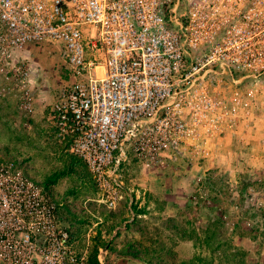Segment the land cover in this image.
Segmentation results:
<instances>
[{
  "label": "built area",
  "instance_id": "obj_1",
  "mask_svg": "<svg viewBox=\"0 0 264 264\" xmlns=\"http://www.w3.org/2000/svg\"><path fill=\"white\" fill-rule=\"evenodd\" d=\"M48 46L67 82L50 110L54 138L113 210L130 159L184 161L202 130L234 120L208 85L264 70V0H0V98L30 111L41 77L30 54ZM58 201L0 157V264H89Z\"/></svg>",
  "mask_w": 264,
  "mask_h": 264
},
{
  "label": "rangeland",
  "instance_id": "obj_2",
  "mask_svg": "<svg viewBox=\"0 0 264 264\" xmlns=\"http://www.w3.org/2000/svg\"><path fill=\"white\" fill-rule=\"evenodd\" d=\"M33 59L49 80L42 91L50 101L46 117L0 126L8 139L0 157L20 158L51 186L62 220L77 248L88 249V259L118 246L145 255L147 264H264V70L255 80L235 73L233 81L218 76L209 84L219 102L236 106L234 120L217 132L202 130L184 161L142 166L130 159L122 200L109 210L85 166L54 138L50 108L67 84L57 50L36 49ZM54 174L59 177L51 184ZM116 239L130 243L114 245Z\"/></svg>",
  "mask_w": 264,
  "mask_h": 264
},
{
  "label": "crops",
  "instance_id": "obj_3",
  "mask_svg": "<svg viewBox=\"0 0 264 264\" xmlns=\"http://www.w3.org/2000/svg\"><path fill=\"white\" fill-rule=\"evenodd\" d=\"M35 54H36V49L33 50V53L31 56L33 61H35L33 59ZM35 62L37 63V61H35ZM64 77L66 78V76H64ZM48 81L49 80H48L47 76H45L41 70V77L38 81V89L39 90L36 93L35 100H33L30 103V108H29L30 111H28L25 108L24 103L18 99L0 98V126H11L19 118H21V120L26 119L27 123L32 121V119H33L34 123H35V121H41V119H44L46 117V109H47L46 106L48 105V103L50 101L48 100V95H46L42 91H43V86ZM50 110H51V108H50ZM26 121L24 122V126H26ZM1 137H3V139H1ZM7 140L8 139H6V140L4 139V135L1 132L0 133V148L1 147L7 148V145H8V143H6V142H8ZM21 161H23V160H21ZM27 170L30 173H32L36 179H40V174L34 173L29 168H27ZM65 224L67 225V223H65ZM67 226H68V228L71 232V235L73 237V240L75 242V238L72 234L71 228L69 227V225H67ZM117 229L118 230H124L123 227H119V228L117 227ZM113 234H116V230H114L112 232V235ZM108 239H110V240L114 239V235L109 236ZM113 242H114V245H122L124 247L125 246L127 247L128 244L130 243V242H128V240H126L125 243L119 244L117 239L114 240ZM75 246H76L77 251H79V252H83V251L88 252V249L80 250L79 248H77V245H75ZM114 247L115 248L113 249V251L109 250L107 248L106 249L105 248L100 249V250H102V252H100L97 256L98 262L100 264H147V262H146L147 258L145 255H141L142 257L141 256L136 257L135 255H132L131 253H129L127 250H121L120 248H117L118 246H114Z\"/></svg>",
  "mask_w": 264,
  "mask_h": 264
},
{
  "label": "trees",
  "instance_id": "obj_4",
  "mask_svg": "<svg viewBox=\"0 0 264 264\" xmlns=\"http://www.w3.org/2000/svg\"><path fill=\"white\" fill-rule=\"evenodd\" d=\"M73 157V156H72ZM75 158V157H74ZM78 160V159H77ZM78 162H81L80 160H78ZM82 163V162H81ZM83 164V163H82ZM84 165V164H83ZM58 177H59V174H54L53 176H51L49 179H48V182L49 183H51V184H53L55 181H56V179H58ZM129 253H131L132 255H135L136 257H139L140 256V254L138 253V252H129ZM142 257V256H141ZM88 261H89V264H100L99 262H98V259H97V252L96 251H94L93 252V254H92V256H90L89 257V259H88Z\"/></svg>",
  "mask_w": 264,
  "mask_h": 264
}]
</instances>
